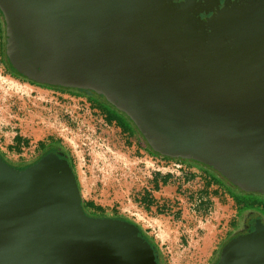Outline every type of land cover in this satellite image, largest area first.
I'll return each instance as SVG.
<instances>
[{
  "label": "water",
  "instance_id": "95a60500",
  "mask_svg": "<svg viewBox=\"0 0 264 264\" xmlns=\"http://www.w3.org/2000/svg\"><path fill=\"white\" fill-rule=\"evenodd\" d=\"M0 9L19 73L93 90L155 151L264 194V0L205 21L185 0H0ZM59 155L14 166L0 154V264H158L135 223L85 212ZM215 264H264L261 220Z\"/></svg>",
  "mask_w": 264,
  "mask_h": 264
},
{
  "label": "rangeland",
  "instance_id": "374dc122",
  "mask_svg": "<svg viewBox=\"0 0 264 264\" xmlns=\"http://www.w3.org/2000/svg\"><path fill=\"white\" fill-rule=\"evenodd\" d=\"M3 50L0 22V153L9 163L33 161L40 141L57 143L72 161L83 200L101 206L90 210L93 215L136 223L154 239L165 264H213L241 228L243 216L228 189L196 164L165 159L128 140L86 94L12 75ZM15 132L26 139L19 154L6 148ZM243 195L264 200L259 193Z\"/></svg>",
  "mask_w": 264,
  "mask_h": 264
},
{
  "label": "trees",
  "instance_id": "16d2710c",
  "mask_svg": "<svg viewBox=\"0 0 264 264\" xmlns=\"http://www.w3.org/2000/svg\"><path fill=\"white\" fill-rule=\"evenodd\" d=\"M0 22H1V25H2V28H3V35H4V61H5V66L6 68L8 69V71L14 75V76H17L19 78H22V79H25L27 81H29L30 83L32 84H35V85H45V86H50V87H55V88H60V89H64V90H69V91H72V92H77V93H83V94H88V95H98L99 97H101V99L104 101V103L108 104L109 106H111L115 111H117L118 113L124 115V120L126 121H130L131 124L134 125V128L136 130V133L138 134V136L141 138V141L140 142H135L137 143V145L141 148H144V145L149 149L150 152L152 153H155L156 155H159L160 157H163V158H170L168 156H165V155H162L160 154L159 152L155 151L148 143L147 141L145 140L144 136L141 134V132L138 130V128L135 126V124L132 122V120L125 114L123 113L122 111H120L117 107H115L113 104H111L110 102H108V100L103 96V95H100L98 93H96L95 91L93 90H90V89H81V88H76V87H64V86H58V85H50V84H42V83H39V82H36L34 80H31L29 79L28 77L22 75L21 73H19L17 71L16 68H14L7 55H6V52H5V43H6V24H5V20H4V16H3V13L0 9ZM126 117V118H125ZM107 120L108 121H111L112 119H114V116L112 113L108 114L107 115ZM122 121H120V124L122 125ZM126 123V122H125ZM125 123H123V125H125ZM122 128V131L125 132L128 130L127 127H121ZM17 137V135L15 136V138ZM24 139V138H23ZM132 141H134L133 139L134 138H131ZM24 143H26V139H24ZM38 148L40 150V154L43 155V154H46L48 152L51 151V149L53 148L51 144H44L42 141H40L38 143ZM2 156L3 154L0 153ZM63 154V153H62ZM66 154V152H65ZM40 155V156H41ZM67 155V154H66ZM3 158L9 163V161L3 156ZM66 158V157H64ZM67 159V158H66ZM176 159H179V160H183V161H187L189 163H192V164H196L198 165L199 167H201L203 169V171L205 173H208L209 174V179L211 180V182H216V183H220L222 185H224L228 191L232 194V197L236 203V207H237V210L238 212L244 216L246 213H250L249 210L251 211L253 209V212H255L256 214H259L262 218V220H264V216L262 214V212H264V200H249V199H245L243 194H245L246 192H252V191H245L243 189H241L240 187H238L237 185H235L234 183H232L225 175H223L220 171H218L217 169L213 168L211 165L209 164H205L203 162H199L197 160H194V159H186V158H176ZM70 166L72 167V164L70 163V161H68ZM11 164V163H9ZM26 164H29V163H24V164H16V166H23V165H26ZM73 169V168H72ZM157 175V174H156ZM158 181H156L157 183ZM167 183V176H164L163 177V180H162V184H166ZM156 187V185H155ZM254 193H258V192H254ZM259 194H262L264 195L263 193H259ZM82 206L85 210V212L90 215V216H96V215H93L94 212L90 211L91 209L93 210H101V206L95 204L93 201L91 200H88V201H85L83 200L82 198ZM244 208H248L246 210H244ZM242 210V212H241ZM103 216V215H102ZM102 216H98V217H102ZM109 217V216H108ZM111 217H120V216H111ZM123 218V217H122ZM130 221V220H129ZM132 222V221H131ZM134 223V222H133ZM136 224V223H135ZM137 225V224H136ZM138 226V225H137ZM141 230V233L147 238V240L151 243V245L154 247L155 249V254L157 256V260H158V264H165V261H164V257L162 256V253L161 251L159 250L158 248V245L155 243L154 239L149 236L146 231H144L140 226H138ZM242 230V229H241ZM239 232L236 231V232H233L225 241V243L232 237L238 235ZM219 256V255H218ZM218 260V257L216 258V260L214 261L213 264H215Z\"/></svg>",
  "mask_w": 264,
  "mask_h": 264
},
{
  "label": "flooded vegetation",
  "instance_id": "af4514ba",
  "mask_svg": "<svg viewBox=\"0 0 264 264\" xmlns=\"http://www.w3.org/2000/svg\"><path fill=\"white\" fill-rule=\"evenodd\" d=\"M176 3L182 2L183 0H173ZM186 2H190L192 5H194V10L197 11V15L203 20H207L208 18L212 17L216 11L218 9H221L224 7V5H232L233 3H237L240 4L242 6L247 5V0H196L195 2L193 0H185ZM92 101H95V104L98 105V107H100V109L104 112L103 116L105 118L106 121L107 120V115L112 113L114 116V119H112L111 121L108 122H113L120 131H122L121 127H127L128 130L124 132V134H127L128 137L127 139L132 141L131 138H134L132 142H140L141 138L138 136V134L136 133V130L134 128V125L131 124L130 121H126L124 120V115L118 113L117 111H115L111 106H109L108 104L104 103V101L101 99V97H99L97 94L96 95H88L86 94ZM126 118V117H125ZM120 121H122L123 123H125V125L120 124ZM52 145V149L50 152H55L58 153L60 152L61 155H59V157H66L68 161H70V163L72 164V161L69 158L68 153L57 143H53ZM144 148L149 151V149L144 145ZM66 152V154H65ZM41 152H39V154H37L36 158L31 161L30 163L34 162L36 159H38L40 157ZM63 153V154H62ZM72 168H73V164H72ZM74 171V170H73ZM250 213H246L243 217H242V222H241V228L239 229V234L240 233H246L250 227H251V223L252 221L256 220V219H260L261 222L264 224V220H262L261 216L259 214H256L255 212H253V209L250 211ZM242 229V230H241Z\"/></svg>",
  "mask_w": 264,
  "mask_h": 264
},
{
  "label": "crops",
  "instance_id": "0c3cea01",
  "mask_svg": "<svg viewBox=\"0 0 264 264\" xmlns=\"http://www.w3.org/2000/svg\"><path fill=\"white\" fill-rule=\"evenodd\" d=\"M17 135V137L15 138V136ZM24 144V139L23 136L18 133L15 132L12 135V138L6 143V148L8 150H13L15 152L21 153L20 148H22V145Z\"/></svg>",
  "mask_w": 264,
  "mask_h": 264
}]
</instances>
